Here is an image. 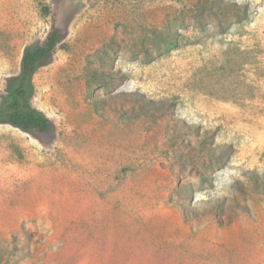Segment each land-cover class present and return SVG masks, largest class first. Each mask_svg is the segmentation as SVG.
Masks as SVG:
<instances>
[{"label":"rangeland","instance_id":"obj_1","mask_svg":"<svg viewBox=\"0 0 264 264\" xmlns=\"http://www.w3.org/2000/svg\"><path fill=\"white\" fill-rule=\"evenodd\" d=\"M53 23L52 125L0 121V264H264V0H0V107Z\"/></svg>","mask_w":264,"mask_h":264},{"label":"trees","instance_id":"obj_2","mask_svg":"<svg viewBox=\"0 0 264 264\" xmlns=\"http://www.w3.org/2000/svg\"><path fill=\"white\" fill-rule=\"evenodd\" d=\"M62 37L59 26L53 23L44 42L25 49L21 71L0 107V121L10 123L27 132L32 130L45 132L52 125L48 116L31 105L29 83L41 61L53 52ZM107 75L111 79H122L124 76L117 71H109Z\"/></svg>","mask_w":264,"mask_h":264},{"label":"bare ground","instance_id":"obj_3","mask_svg":"<svg viewBox=\"0 0 264 264\" xmlns=\"http://www.w3.org/2000/svg\"><path fill=\"white\" fill-rule=\"evenodd\" d=\"M2 23V22H1ZM10 23V22H9ZM18 26V25H17ZM6 28V27H5ZM13 34V33H12Z\"/></svg>","mask_w":264,"mask_h":264}]
</instances>
